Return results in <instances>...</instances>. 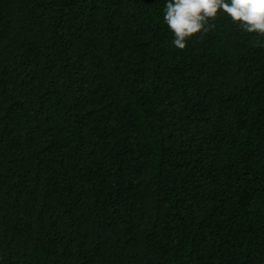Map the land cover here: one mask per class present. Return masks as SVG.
I'll use <instances>...</instances> for the list:
<instances>
[{
  "label": "trees",
  "instance_id": "trees-1",
  "mask_svg": "<svg viewBox=\"0 0 264 264\" xmlns=\"http://www.w3.org/2000/svg\"><path fill=\"white\" fill-rule=\"evenodd\" d=\"M166 2L0 0V264H264V37Z\"/></svg>",
  "mask_w": 264,
  "mask_h": 264
},
{
  "label": "clouds",
  "instance_id": "clouds-1",
  "mask_svg": "<svg viewBox=\"0 0 264 264\" xmlns=\"http://www.w3.org/2000/svg\"><path fill=\"white\" fill-rule=\"evenodd\" d=\"M223 12L248 33L264 37V0H167L163 21L173 35L172 44L184 50L195 35L209 32Z\"/></svg>",
  "mask_w": 264,
  "mask_h": 264
}]
</instances>
